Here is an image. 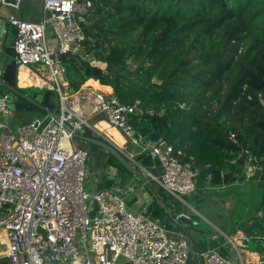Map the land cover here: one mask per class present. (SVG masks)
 <instances>
[{
    "label": "built area",
    "instance_id": "1",
    "mask_svg": "<svg viewBox=\"0 0 264 264\" xmlns=\"http://www.w3.org/2000/svg\"><path fill=\"white\" fill-rule=\"evenodd\" d=\"M43 4L50 15L39 22L11 15L8 21L15 29L17 64L32 67L55 94L58 118L45 113L13 131L15 113L0 81V244L5 247L0 258L9 264H185L190 253L185 235H170L148 215L130 210L118 185L85 190L88 153L73 144L64 125L85 134L92 129L90 118L103 116L124 136L135 158L150 155L158 163L160 176L150 175L166 194L182 201L195 193L196 169L165 140L150 142L137 133L132 121L141 110L136 104L92 86L69 85L63 57L89 58L82 50L85 34L79 21L90 2ZM244 154L250 175L259 174L262 166L248 150ZM250 237L264 250V234ZM201 257L204 264H232L216 250Z\"/></svg>",
    "mask_w": 264,
    "mask_h": 264
},
{
    "label": "trees",
    "instance_id": "2",
    "mask_svg": "<svg viewBox=\"0 0 264 264\" xmlns=\"http://www.w3.org/2000/svg\"><path fill=\"white\" fill-rule=\"evenodd\" d=\"M86 1L89 58L63 57L72 88L110 86L140 108L132 123L141 137L158 132L212 183L226 165L224 182L236 181L244 150L264 165V0H77ZM254 204L260 212L264 191Z\"/></svg>",
    "mask_w": 264,
    "mask_h": 264
},
{
    "label": "crops",
    "instance_id": "3",
    "mask_svg": "<svg viewBox=\"0 0 264 264\" xmlns=\"http://www.w3.org/2000/svg\"><path fill=\"white\" fill-rule=\"evenodd\" d=\"M10 15L29 22H39L48 17L43 0H20L17 7L5 5L0 0L1 75L11 59L3 52V47L12 46L15 39L14 26L8 21ZM48 40L53 41L51 34ZM16 78L18 89L28 87H35L43 91L46 89L42 80L32 71V67L17 64ZM36 79L41 80L38 81L39 84L33 83L32 80L37 81ZM21 81H24V83L22 84ZM26 81H29V83H26ZM86 86L90 85L87 84ZM108 87L112 89L110 86ZM99 88L104 92L109 91L104 87L99 86ZM23 93L31 94L33 92L26 91ZM37 93L42 94L43 92L37 91ZM36 115L35 110L21 114L15 113L10 128L14 131L16 126L34 119L37 117ZM15 119H17L16 122ZM90 123L92 129L87 130L85 134L91 137L97 136V139L100 136L103 138V140H100L116 145L129 161L132 160V163L143 176L144 181L141 182L130 172L121 171L117 165L110 161L109 153L106 151L102 153L98 150L100 149L99 146L74 138L73 144L76 147L88 151L85 184L90 189L89 193L118 185L120 193L130 210L148 215L163 226L170 235H185L190 249L185 264H204L201 254L208 250L218 251L232 264H264V250L250 237L253 234L262 232L256 229L249 233L244 232V228L254 220H258L264 227L262 221V216H264L262 215L263 206L260 212L256 213L257 204H254L262 198L263 191L259 192L255 189L256 180H250L249 170H247L245 177L246 182L252 184V188L247 197V202L240 198L238 178L233 183L224 182V174L230 172L227 165L226 169L220 173V182L216 184L211 182V176L208 177L209 174L195 168L197 171L195 193L182 201L166 194L153 178H157L161 174V168L155 160L151 159V166H144L140 160H136L137 158L130 153L127 140L117 128L109 125L103 116L91 117ZM90 153L97 156L93 164L90 163ZM164 206H167L173 215L184 214L193 220V224L184 225L187 233L172 221Z\"/></svg>",
    "mask_w": 264,
    "mask_h": 264
},
{
    "label": "water",
    "instance_id": "4",
    "mask_svg": "<svg viewBox=\"0 0 264 264\" xmlns=\"http://www.w3.org/2000/svg\"><path fill=\"white\" fill-rule=\"evenodd\" d=\"M20 0H2V3L5 5H9L12 7H17ZM50 15V12L47 11V16ZM3 52L8 55L11 59L9 63L5 66L4 71L0 77V81L2 82L3 90L7 94V100L10 104V107L12 108L13 112L16 114H21L24 112H33L34 107L36 109H41L45 111L46 113L50 114L54 119H57V115L55 114L56 110V103L53 100L52 93L50 90L45 89L42 94H38L37 92H33L31 94L23 93L20 91L17 87L16 83V72H17V62L15 60V52L13 49V46H5L3 47ZM98 64L104 65L102 62H99ZM64 127L72 132V135L75 139L90 143L95 146H99L100 148L104 149L106 152L113 155L117 161L122 165V167L130 172L132 175L136 176L141 182L144 181L143 176L139 172V170L135 167V165L129 161L126 156L116 147V145H113L111 143L102 141L100 139L91 137L86 134H78L71 130V128L68 125H64ZM160 138V134L156 131H153L148 134L147 139L150 142H156ZM136 160H140L141 164L144 166H151V157L150 155L145 156H137ZM242 174L238 177L239 181V190H240V198L243 199V201L247 202V197L249 195L250 189L252 188L251 183H247V179L245 177L247 173V163H244V167L242 169ZM255 189L259 192L264 191V165H262L261 170L257 176L256 179V185ZM97 209V205L94 202L92 205V209L89 212V215L92 217ZM165 211L167 212L168 216L172 219V221L178 225L182 230L184 229V225H190L193 224V220L186 217L184 214L180 215H173L167 208V206H164ZM262 215H264V204L262 209ZM259 230L264 234V227L258 220H254L252 223H250L246 228H244L245 233H249L252 230Z\"/></svg>",
    "mask_w": 264,
    "mask_h": 264
},
{
    "label": "rangeland",
    "instance_id": "5",
    "mask_svg": "<svg viewBox=\"0 0 264 264\" xmlns=\"http://www.w3.org/2000/svg\"><path fill=\"white\" fill-rule=\"evenodd\" d=\"M66 80L68 81V77H66ZM33 82H35L34 80H32ZM41 81V80H40ZM69 82V81H68ZM37 84H39V82H36ZM42 83V82H41ZM44 84V83H43ZM88 83H87V80L81 85V86H86ZM45 90V89H44ZM100 90H102V89H100ZM111 91H107L106 93H112L113 92V90L112 89H110ZM102 91H104V90H102ZM106 91V90H105ZM53 96L55 97V94L53 93ZM53 97V98H54ZM44 114L45 113H37V115L36 116H38V117H44ZM16 120L17 119H15V122H16ZM13 121H14V118L12 119V123H13ZM99 151H101L102 153H105V150L104 149H102V148H100V149H98ZM87 153H88V151H87ZM108 153V152H107ZM96 157L97 156H95V154H93V153H90V158H91V161H90V163L91 164H93L94 163V161H96ZM85 190L89 193L90 192V189H89V187L87 186V184H85ZM0 252H1V255L3 256L4 255V247H3V245H1L0 244Z\"/></svg>",
    "mask_w": 264,
    "mask_h": 264
},
{
    "label": "bare ground",
    "instance_id": "6",
    "mask_svg": "<svg viewBox=\"0 0 264 264\" xmlns=\"http://www.w3.org/2000/svg\"><path fill=\"white\" fill-rule=\"evenodd\" d=\"M80 18H81V17H80ZM81 20H82V18H81ZM36 80H37V81L34 80L35 82H33V83L37 84L36 82H38L40 79H39V80L36 79ZM30 82H31V81H30ZM21 83L23 84L24 81H21ZM26 83H29V81H26ZM88 85H90V86H92V87H94V88L100 89L99 86H97V85H94V84H88ZM8 108L10 109V104H9V102H8ZM10 110L13 111L12 108H11ZM62 143H63V145H65V144L67 143L66 138H63Z\"/></svg>",
    "mask_w": 264,
    "mask_h": 264
},
{
    "label": "flooded vegetation",
    "instance_id": "7",
    "mask_svg": "<svg viewBox=\"0 0 264 264\" xmlns=\"http://www.w3.org/2000/svg\"><path fill=\"white\" fill-rule=\"evenodd\" d=\"M46 113V112H45Z\"/></svg>",
    "mask_w": 264,
    "mask_h": 264
}]
</instances>
